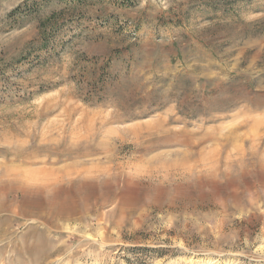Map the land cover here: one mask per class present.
I'll return each mask as SVG.
<instances>
[{"label": "rangeland", "instance_id": "1", "mask_svg": "<svg viewBox=\"0 0 264 264\" xmlns=\"http://www.w3.org/2000/svg\"><path fill=\"white\" fill-rule=\"evenodd\" d=\"M0 264H264V0H0Z\"/></svg>", "mask_w": 264, "mask_h": 264}]
</instances>
